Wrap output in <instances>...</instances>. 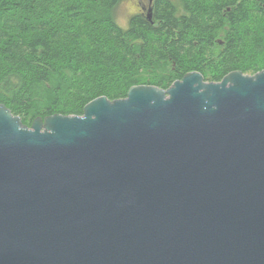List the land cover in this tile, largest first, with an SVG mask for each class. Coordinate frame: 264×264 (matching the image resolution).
Returning a JSON list of instances; mask_svg holds the SVG:
<instances>
[{
    "label": "water",
    "instance_id": "water-1",
    "mask_svg": "<svg viewBox=\"0 0 264 264\" xmlns=\"http://www.w3.org/2000/svg\"><path fill=\"white\" fill-rule=\"evenodd\" d=\"M0 264H264V69L30 126L0 102Z\"/></svg>",
    "mask_w": 264,
    "mask_h": 264
},
{
    "label": "trees",
    "instance_id": "trees-1",
    "mask_svg": "<svg viewBox=\"0 0 264 264\" xmlns=\"http://www.w3.org/2000/svg\"><path fill=\"white\" fill-rule=\"evenodd\" d=\"M121 1L0 0V102L30 125L192 69L209 81L264 69V0H156L153 23L134 14L127 28L113 16Z\"/></svg>",
    "mask_w": 264,
    "mask_h": 264
},
{
    "label": "rangeland",
    "instance_id": "rangeland-1",
    "mask_svg": "<svg viewBox=\"0 0 264 264\" xmlns=\"http://www.w3.org/2000/svg\"><path fill=\"white\" fill-rule=\"evenodd\" d=\"M136 1L137 0H122L113 10L114 20L120 27L127 28L132 14L138 10L135 5Z\"/></svg>",
    "mask_w": 264,
    "mask_h": 264
},
{
    "label": "flooded vegetation",
    "instance_id": "flooded-vegetation-1",
    "mask_svg": "<svg viewBox=\"0 0 264 264\" xmlns=\"http://www.w3.org/2000/svg\"><path fill=\"white\" fill-rule=\"evenodd\" d=\"M156 0H137L136 1V3H135V5L137 6L136 8L138 9L137 11H135V13L134 14H138V15H140V16H145V14H146V12L149 10V8L151 7V6H153L154 5V2H155ZM167 1H170V2H178L177 0H167ZM174 5L177 7V9L178 10H183V6L181 5V4H177L176 5V3H174ZM134 14H132V16L134 15ZM222 43H223V41L222 40H219L218 41V45L219 46H221L222 45ZM174 68V64H173V66H172V69ZM203 70L202 71H199V70H197V69H192V70H189V71H186L185 73H188V72H192V71H195V72H198V73H200L202 76H203V80L204 81H208V82H210L209 80H206L205 78V69L204 68H202ZM184 73V74H185ZM183 74V75H184ZM182 75V76H183ZM182 76L180 77V78H175V79H173V81H172V83L175 81V80H180L181 78H182ZM171 83V84H172ZM170 84V85H171ZM169 85V86H170Z\"/></svg>",
    "mask_w": 264,
    "mask_h": 264
}]
</instances>
